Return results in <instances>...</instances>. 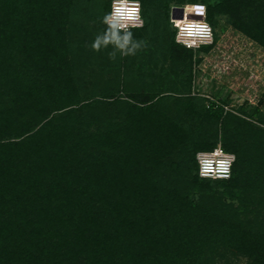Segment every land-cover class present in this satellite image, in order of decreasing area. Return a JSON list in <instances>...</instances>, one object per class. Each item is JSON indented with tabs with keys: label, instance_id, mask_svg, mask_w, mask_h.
<instances>
[{
	"label": "trees",
	"instance_id": "16d2710c",
	"mask_svg": "<svg viewBox=\"0 0 264 264\" xmlns=\"http://www.w3.org/2000/svg\"><path fill=\"white\" fill-rule=\"evenodd\" d=\"M111 2L0 0V264H264V115L184 94L213 45L168 14L203 4L264 50V0H139L146 46L115 61L90 48ZM217 146L229 179L200 178Z\"/></svg>",
	"mask_w": 264,
	"mask_h": 264
},
{
	"label": "rangeland",
	"instance_id": "374dc122",
	"mask_svg": "<svg viewBox=\"0 0 264 264\" xmlns=\"http://www.w3.org/2000/svg\"><path fill=\"white\" fill-rule=\"evenodd\" d=\"M171 10L172 6L169 7L168 14L169 24L174 31V42L183 47L173 24L179 14L176 13V17L172 18ZM204 20L207 22L206 18ZM216 22L219 29L215 36L212 25L208 23L213 31L209 44H212L213 48L210 52L202 54L201 62L192 67L191 89L189 93L184 94L202 97L208 101L219 98L227 102L226 109L240 108L247 112L253 111L257 116L264 115V50L227 25L225 18L218 17ZM192 50L194 57L198 56V51ZM141 68L142 72L146 73L145 66L141 63L137 64L134 72H140ZM88 69L93 73H100L91 66H88ZM87 75L84 68L78 71L79 79L86 78L92 82L89 80L91 76ZM234 264L246 263L243 259H238Z\"/></svg>",
	"mask_w": 264,
	"mask_h": 264
},
{
	"label": "clouds",
	"instance_id": "9594fccd",
	"mask_svg": "<svg viewBox=\"0 0 264 264\" xmlns=\"http://www.w3.org/2000/svg\"><path fill=\"white\" fill-rule=\"evenodd\" d=\"M193 16L204 17L206 6L194 4L186 6ZM141 5L139 0H112V9L102 17L101 23L105 26L103 30L96 34L90 45L94 52L108 51V58L115 61L117 56L128 57L136 55L146 45L142 40L134 39L132 28L142 27ZM174 26L179 29V35L189 41V46L195 44L197 39H204L210 35V27L203 20H189L185 14L183 19L174 20ZM235 157H228L218 162V167L213 168L211 163H207L203 169V175L210 173L218 174L221 178H228L230 164Z\"/></svg>",
	"mask_w": 264,
	"mask_h": 264
},
{
	"label": "built area",
	"instance_id": "2783aa9c",
	"mask_svg": "<svg viewBox=\"0 0 264 264\" xmlns=\"http://www.w3.org/2000/svg\"><path fill=\"white\" fill-rule=\"evenodd\" d=\"M111 9H112V2H111V5H110V11H111ZM182 9H183V17L185 16V14H187L189 16V20H203L205 23H207L204 20L205 16L204 17L193 16L194 15L193 13H191L190 11H186V6L184 8H182ZM140 15H141V13H140ZM183 17H182V19H183ZM141 19H142V15H141ZM177 20H179V18H177ZM209 27H210V35H206V37L204 39H202V40L201 39H197L195 44H192L191 46H189L190 42L187 41L183 36H180L179 35V29H177L174 26V28L177 31V37H179L181 39V44L186 49H198L202 45H209L211 43L212 37H213L212 28H211L210 25H209ZM136 28H139V27H136ZM132 29H135V28H132ZM231 156H233V155L225 153L220 146H217L216 148H214L210 152L198 153L196 155V161H197V167H198L197 168L198 176L200 178L212 179V180H227V179H229V177L231 175V167H232L233 161L230 164V171H229L228 178H221V177H219L218 174H213V173H210L209 175L205 176L202 173H203V169H204V167H205V165L207 163L210 162L213 168H217L218 167V162H220V161H222V160H224V159H226L228 157H231Z\"/></svg>",
	"mask_w": 264,
	"mask_h": 264
},
{
	"label": "water",
	"instance_id": "95a60500",
	"mask_svg": "<svg viewBox=\"0 0 264 264\" xmlns=\"http://www.w3.org/2000/svg\"><path fill=\"white\" fill-rule=\"evenodd\" d=\"M176 13L179 14L178 18L179 19H182V17H183V9L182 8H178V7L172 8V10H171V17L172 18H175L176 17V15H175Z\"/></svg>",
	"mask_w": 264,
	"mask_h": 264
},
{
	"label": "bare ground",
	"instance_id": "6f19581e",
	"mask_svg": "<svg viewBox=\"0 0 264 264\" xmlns=\"http://www.w3.org/2000/svg\"><path fill=\"white\" fill-rule=\"evenodd\" d=\"M188 6H190V5H188ZM186 11H188V10H187V7H186ZM179 20H180V19H179Z\"/></svg>",
	"mask_w": 264,
	"mask_h": 264
}]
</instances>
